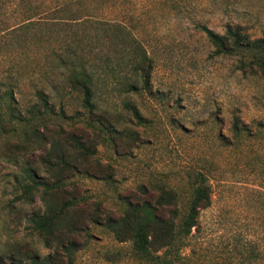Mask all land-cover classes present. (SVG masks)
I'll list each match as a JSON object with an SVG mask.
<instances>
[{
	"label": "rangeland",
	"instance_id": "rangeland-1",
	"mask_svg": "<svg viewBox=\"0 0 264 264\" xmlns=\"http://www.w3.org/2000/svg\"><path fill=\"white\" fill-rule=\"evenodd\" d=\"M30 13L33 23L18 28ZM227 23L260 36L264 0H0V90L13 93L22 115L12 119L4 110L0 121L4 261L50 255V264H146L107 218L119 217L128 200H154L162 191L174 194L181 218L201 173L211 202L177 262L264 264V76L243 71L237 57L212 54L200 25L222 33ZM129 31L152 59L147 88L118 67ZM80 68L92 78V113L67 84ZM36 91L52 109L40 107ZM71 133L93 143L88 159L71 154ZM62 153L82 164L65 180L64 196L78 203L71 215L78 227L58 234L62 245L73 242L70 256L33 228L31 218L44 210L39 195H21L32 171L51 178L50 164Z\"/></svg>",
	"mask_w": 264,
	"mask_h": 264
},
{
	"label": "trees",
	"instance_id": "trees-1",
	"mask_svg": "<svg viewBox=\"0 0 264 264\" xmlns=\"http://www.w3.org/2000/svg\"><path fill=\"white\" fill-rule=\"evenodd\" d=\"M21 2L22 0H18V3ZM61 10L63 9L57 11ZM33 15L30 13L25 21L18 24L17 27L23 28L31 25L34 21ZM122 29L125 27H116L114 30L121 31ZM200 29L213 46L212 54L214 56L237 57L239 67L243 71L250 70L264 76V32L260 36L253 37L242 26L229 23L225 24L222 33L214 31L206 25H200ZM126 34L131 39L128 45L122 48L123 56L118 67L127 68L133 75H137L142 85L147 88L152 70V59L142 42L135 38L131 31ZM121 63L122 65H120ZM86 71L85 68L73 70L67 77V84L82 95L83 107L92 113L96 108L92 102V78ZM134 86V84H129L127 87L133 90L135 89ZM35 95L41 108L44 110L52 109V105L49 104L41 91H36ZM17 108L13 93L10 90L3 92L0 90V121L5 115L4 110L6 113L9 112L10 118H18L20 112ZM60 113L65 116L63 110H60ZM134 114L138 117L136 110H134ZM20 118L22 119V115ZM98 124L104 126L101 121H98ZM233 128L234 132L239 135L240 129L236 121L233 123ZM62 130L64 135L68 132H74L73 130ZM71 134L66 137L68 147L73 152L70 153H78V155H83L84 158L87 157L88 159L94 153L93 143L86 140L83 135ZM58 148L57 143L51 144L49 147L50 154L55 155ZM76 158V156L70 157L64 153L56 157V162L50 164L52 171L48 173L51 177L49 179L42 180L31 170L30 182L23 184L21 193L25 200H31L30 194L32 192L39 195L44 210L43 213L36 214L31 218L32 226L38 233L44 235L48 247L55 244L64 248L68 256H70L73 242L62 245V242H58V234L61 228L70 230L78 227L77 219L71 216L78 204L75 195L70 194V200L64 196L66 192L69 193L65 183L68 173L80 171L79 169L82 168V164H79ZM197 177V183L191 188L187 212L181 218L176 216L177 208L174 194L171 191H162L154 200L145 199L137 202L128 200L122 214L119 217H108L105 225L115 233L120 241L130 240L134 255L142 262L146 264H179L177 257L180 249L184 246L191 229L196 225L199 211L209 206L211 202L210 188L206 184L204 175L199 173ZM168 206L173 207L171 214L165 212ZM89 221L92 224H102L94 216H91ZM51 258L50 255H47L30 262L12 260L7 263L0 255V264H50Z\"/></svg>",
	"mask_w": 264,
	"mask_h": 264
}]
</instances>
